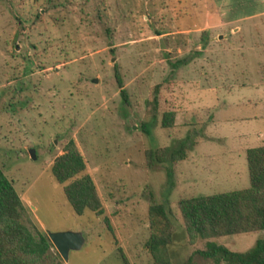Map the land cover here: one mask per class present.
Returning <instances> with one entry per match:
<instances>
[{
	"label": "rangeland",
	"instance_id": "rangeland-1",
	"mask_svg": "<svg viewBox=\"0 0 264 264\" xmlns=\"http://www.w3.org/2000/svg\"><path fill=\"white\" fill-rule=\"evenodd\" d=\"M157 85L149 138L142 125ZM166 112L173 128L161 127ZM186 139L196 145L169 185L146 151ZM71 142L102 216L74 214L51 173ZM263 142L264 0H0V168L35 237L83 234L67 264H155L146 247L154 205L176 228L172 262L211 264L196 255L207 241L188 238L178 204L249 188L247 151ZM260 239L213 241L244 253Z\"/></svg>",
	"mask_w": 264,
	"mask_h": 264
},
{
	"label": "trees",
	"instance_id": "trees-1",
	"mask_svg": "<svg viewBox=\"0 0 264 264\" xmlns=\"http://www.w3.org/2000/svg\"><path fill=\"white\" fill-rule=\"evenodd\" d=\"M117 83L125 101L122 80ZM160 85L153 89V99L148 103L151 123L142 125V132L151 138L159 109ZM176 114L163 113L162 129L175 126ZM189 139L176 146L151 148L146 151V166L149 170L162 169L169 185H173L174 164L186 159L187 153L195 146ZM249 188L209 197L182 199L179 212L188 238L206 242L204 250L196 255L212 261L211 264H264V239L244 253L230 251L213 240L234 235L264 232V146L247 151ZM51 173L55 181L63 186L65 199L77 216L86 211L96 216L103 215V206L95 185L87 173L86 163L74 143L65 147L64 154L52 165ZM150 238L146 247L155 264H174L170 246L176 228L169 217L165 205L149 208ZM35 237L26 226L25 207L13 184L0 168V264H63L52 255V244L48 237L38 233ZM188 258L183 264H191Z\"/></svg>",
	"mask_w": 264,
	"mask_h": 264
},
{
	"label": "water",
	"instance_id": "water-1",
	"mask_svg": "<svg viewBox=\"0 0 264 264\" xmlns=\"http://www.w3.org/2000/svg\"><path fill=\"white\" fill-rule=\"evenodd\" d=\"M160 48L164 49L162 42H160ZM30 157L36 160L35 151H30ZM47 236L48 242L52 244L65 264L69 262V254L73 251H80L85 244V238L80 232L47 233Z\"/></svg>",
	"mask_w": 264,
	"mask_h": 264
},
{
	"label": "crops",
	"instance_id": "crops-1",
	"mask_svg": "<svg viewBox=\"0 0 264 264\" xmlns=\"http://www.w3.org/2000/svg\"><path fill=\"white\" fill-rule=\"evenodd\" d=\"M251 17H253V18H254V17H257V15L254 14V15L251 16ZM238 21H239V20H236V21L233 20V21H230L229 23H224V22H223L222 24H223V25H226V24H236V23H238ZM235 31H236V30H235ZM235 31H234V33H237V32H235ZM261 146H264V142H263V144H262ZM261 146H259V147H261ZM246 159H247V158H246Z\"/></svg>",
	"mask_w": 264,
	"mask_h": 264
}]
</instances>
